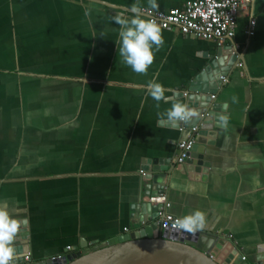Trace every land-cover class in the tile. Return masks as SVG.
<instances>
[{"label": "crops", "instance_id": "crops-1", "mask_svg": "<svg viewBox=\"0 0 264 264\" xmlns=\"http://www.w3.org/2000/svg\"><path fill=\"white\" fill-rule=\"evenodd\" d=\"M187 1L157 0L158 9ZM136 2L0 0V204L24 233L15 239V258L40 262L66 246L72 254L80 243L141 229L152 185L154 194L166 192L175 217L206 213L200 232L217 241L214 258L233 264L243 255L247 264H264V0L252 4L249 37L246 13L222 43L161 28L164 45L147 74L124 66L114 41L119 25L111 17L131 16ZM217 52L218 70L232 64L227 81L209 90L213 99L207 94L213 126L195 135L203 165L191 153L178 166L176 142L208 116L174 125L157 113L175 101L196 107L189 88L211 82L216 72L204 68ZM154 77L169 98L159 109L144 99ZM220 115L227 127H214Z\"/></svg>", "mask_w": 264, "mask_h": 264}, {"label": "water", "instance_id": "water-1", "mask_svg": "<svg viewBox=\"0 0 264 264\" xmlns=\"http://www.w3.org/2000/svg\"><path fill=\"white\" fill-rule=\"evenodd\" d=\"M216 56L204 68V72H216L214 73V77L209 75L211 82L207 84L208 82L204 80L200 85L198 82H195L189 88V92L193 94V96H190L193 102L190 105L196 103V107L193 108H196L204 117L208 116L203 120L201 133H205V131L213 126L210 123L211 116H217L214 113L216 110L215 106H213L214 103L209 100L207 94H209L210 89L221 86L219 76L229 71L232 64L230 61L228 63L229 66L218 70L217 67L222 65V61L219 59V52H217ZM203 76L204 74H202ZM214 127L221 128L222 125L219 122H215ZM183 134V137H185L188 134V130H185ZM198 142L204 143L205 141L198 139ZM192 153L191 155L195 159L194 164L202 166V154L197 152L195 154L194 152ZM152 188V185L145 188L147 196L154 194ZM156 188L160 189V186H156ZM143 205L146 210H149V215L142 218L143 222L146 223L156 217L158 206L150 205L149 203ZM151 212L153 214H150ZM19 235L24 236V233H18L16 238ZM14 242L18 243V240ZM217 248H219L217 241L202 234L200 231L195 234L186 232L179 241L164 238L159 234L157 224L150 222L146 223L137 232L118 235L108 240L94 243L90 247L86 243H80L75 247V252L69 254L63 262L54 258H48L40 262L26 263L23 260V256H21L15 258L13 264H226L225 262L222 263L221 256L213 258L215 253L216 255L218 254ZM24 250H27L25 246ZM224 253H226V250H224ZM233 264L247 263L240 261V256H237Z\"/></svg>", "mask_w": 264, "mask_h": 264}, {"label": "clouds", "instance_id": "clouds-1", "mask_svg": "<svg viewBox=\"0 0 264 264\" xmlns=\"http://www.w3.org/2000/svg\"><path fill=\"white\" fill-rule=\"evenodd\" d=\"M147 5L152 9H158L157 0H147ZM255 7V0H253ZM131 16L114 15L111 17L119 25L118 38L115 41L117 54L120 62L129 67L137 74H147L148 69L154 63L155 53L164 45V38L161 28L155 19L144 17V8L137 0L130 7ZM88 15V12H85ZM166 89L154 77L146 82L145 101L151 97L155 101V107L160 108V103L169 102L165 95ZM233 103L238 99L235 95L230 97ZM160 118H166L172 124L180 122L188 123L194 118L200 117V112L196 108L187 104L175 101L170 107L163 111H158ZM222 126L227 127V118L224 115L218 117ZM131 142V141H130ZM254 184H260L258 174L251 177ZM206 213L195 209L192 212L175 219L172 227L187 233L195 234L206 228ZM20 229V222L9 212L6 204H0V264H13L16 257L14 241Z\"/></svg>", "mask_w": 264, "mask_h": 264}, {"label": "built area", "instance_id": "built-area-1", "mask_svg": "<svg viewBox=\"0 0 264 264\" xmlns=\"http://www.w3.org/2000/svg\"><path fill=\"white\" fill-rule=\"evenodd\" d=\"M252 4L253 0H192L185 2L180 7L167 10L144 8V17L155 19L162 29L176 30L183 35H192L202 40L222 43L224 38H233L235 36L237 18L243 13L248 16L243 33L247 37L253 34L256 20L251 12ZM219 80L221 83H225L227 78L220 75ZM213 97L214 94H211L210 98L213 99ZM202 124L203 121L201 120L193 125L188 129V134L176 142L174 154L176 165L183 166L187 159L190 158V154L196 144L195 135L202 127ZM146 200L150 205L158 206L156 217L146 223L155 222L161 236L173 241H179L186 232L172 227L178 217L169 212L171 202L168 200L166 192L160 190L147 196ZM143 223L144 225L146 224L145 222ZM138 230L131 232L129 228H124V233H133ZM71 249V246H66L64 252L51 258L63 262L70 254ZM245 259V256H240V261L243 262ZM23 260L26 263L30 260L28 254L23 256ZM223 262H226V260Z\"/></svg>", "mask_w": 264, "mask_h": 264}, {"label": "bare ground", "instance_id": "bare-ground-1", "mask_svg": "<svg viewBox=\"0 0 264 264\" xmlns=\"http://www.w3.org/2000/svg\"><path fill=\"white\" fill-rule=\"evenodd\" d=\"M222 244H224V243H222ZM222 244H221V245H222ZM218 251H219V250H218ZM235 253H236V252H232L231 255L233 256ZM230 258H231V257H230ZM226 260H228V261L226 262V264H229V261H230V260H229V259H226ZM223 261H224V259H223Z\"/></svg>", "mask_w": 264, "mask_h": 264}]
</instances>
